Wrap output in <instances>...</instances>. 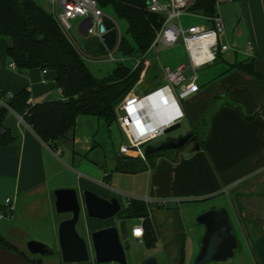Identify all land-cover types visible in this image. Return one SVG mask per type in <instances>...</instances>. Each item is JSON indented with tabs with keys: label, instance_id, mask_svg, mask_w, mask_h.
Wrapping results in <instances>:
<instances>
[{
	"label": "crops",
	"instance_id": "1",
	"mask_svg": "<svg viewBox=\"0 0 264 264\" xmlns=\"http://www.w3.org/2000/svg\"><path fill=\"white\" fill-rule=\"evenodd\" d=\"M217 13L223 22L222 41L229 42L233 49L218 56L212 64L213 75L198 77L199 91L182 105L184 117L193 128L216 108L206 126L208 136L204 137L205 132L199 137L202 127L196 131L199 144V138H204L198 150L191 151V146H186L177 152H159L154 156L153 167L136 173L113 171L114 163L109 170L108 167L99 170L92 167L89 159L93 148L103 142L96 131L92 133L87 127L76 134L75 130L57 148H50L18 114L8 112L4 124L10 128L15 140L0 145V181L8 188L6 197L12 199L13 210L5 217L8 222L0 233L19 251L20 245L26 246L29 240H36L53 250L51 256H37L44 264L59 258L57 230L59 222L65 218L58 219V213H55L54 190L57 188H75L80 197L85 190H90L105 199L114 196L122 201L128 198L144 200L159 230L158 221L168 216L165 197L180 203L219 194H226L228 198L235 194L263 197V193L258 192L264 190V81L229 68L235 62L253 60L255 71L264 73V0H220ZM183 17L189 24L204 22L196 16ZM3 41L0 47V105L9 100L8 94L14 95L25 86L30 88L31 102L57 98L59 89L54 72L12 67L6 54L10 40L6 37ZM248 41L252 46L251 54L245 51ZM82 117L92 119L97 126L101 123L93 116L80 115L76 127ZM116 127L122 133L118 125ZM191 131L180 132L177 137ZM70 140L71 150L65 151L64 144ZM141 150L143 152V148ZM130 155L146 161L144 154V158L137 152ZM2 206L5 208L4 204ZM199 210L198 205L191 208L195 216L202 212ZM81 215L84 224L80 234L89 242L92 231L108 226L120 229L117 224L90 226L87 224L90 217L84 207ZM134 221L127 222L129 240L142 243L141 239L130 236ZM179 225L175 240L180 245L183 234L187 241L180 217ZM193 232V236L202 237L204 229L196 226ZM190 245V251L198 252L199 243L195 239Z\"/></svg>",
	"mask_w": 264,
	"mask_h": 264
},
{
	"label": "trees",
	"instance_id": "2",
	"mask_svg": "<svg viewBox=\"0 0 264 264\" xmlns=\"http://www.w3.org/2000/svg\"><path fill=\"white\" fill-rule=\"evenodd\" d=\"M219 2L220 0H193L190 10L212 16L217 13ZM97 3L102 9L112 7L117 16L127 22L126 36H121L117 50L123 55L135 53L140 58L143 57L151 46L156 31L161 27L164 16L148 11L146 0H97ZM1 36L10 40L6 54L16 68L53 71L60 94L57 98L31 102L30 88L25 86L5 104H1L0 145H8L15 140L10 128L4 124L10 110L18 114L50 148H57L59 143L73 135L80 115L93 116L110 127L116 122L118 105L140 77V63L135 68L118 63L106 76H94L82 55L61 30L52 12L34 0H0ZM94 41L98 43L96 51L104 54L105 48L97 39ZM230 69L244 71L254 79L264 81V73L255 71L253 60L235 62ZM215 112L216 108H212L208 113L207 126ZM201 124L206 125L205 119ZM192 133L196 134V131ZM199 139L202 145L204 138ZM158 154L159 152L147 155L146 161L126 155L123 157L125 160L116 162L112 170L129 173L146 170L154 166V156ZM238 195L236 194V201ZM118 199L121 208L116 216L121 219L120 231L125 235L124 239L128 237L127 222L140 220L143 227V245L147 249L155 248L159 242V233L147 203L137 198H128L125 201ZM0 247L22 255L33 264H44L39 258L34 260L27 257L1 233ZM176 264H185L184 234Z\"/></svg>",
	"mask_w": 264,
	"mask_h": 264
},
{
	"label": "rangeland",
	"instance_id": "3",
	"mask_svg": "<svg viewBox=\"0 0 264 264\" xmlns=\"http://www.w3.org/2000/svg\"><path fill=\"white\" fill-rule=\"evenodd\" d=\"M34 1L44 9L51 11L52 7L50 5L49 0H34ZM103 12L108 17L115 19L120 29L121 35L126 36L127 22L125 21V19L119 18L115 13L114 9L110 6L103 8ZM80 19L81 18L70 20L71 23L70 34L72 35L76 43H78L79 47L86 54V57L84 56L82 57L87 67L94 76L98 78L106 76L118 63H122L126 66L132 67L135 65L137 59H141L140 77L132 89L133 92L135 93L147 92L155 88L157 85L163 83L162 75L159 69V63L161 65H168L173 67L179 62H185V59L187 58L186 52L181 43H177L174 46H166L160 43L155 47L153 51L147 54L145 59L140 58V56L136 55L135 53L129 55H123L119 50L116 49L113 51V56L115 60L113 61L109 60L107 59V57L106 58L104 57V55L107 53L106 50L104 54L96 51V48L98 47V43L94 41L96 39L95 37L93 36H89V37L86 36L85 38L81 37V35L77 30V25L80 22ZM186 21H187L186 18L182 17V22L184 25L189 24V22L187 23ZM190 22L196 23L197 21L191 20ZM5 38L6 37L4 36L0 37V47L4 44L3 40H5ZM220 41H222L221 36H220ZM212 67L213 65L209 64L207 66L200 68L198 70V75L199 77H201L200 79H202L204 75L206 76L213 75L214 71H212L211 69ZM187 99L188 98L181 100L180 101L181 105H183V101L185 102ZM82 118L83 119H80L79 121L80 123H78V126L75 129L76 134H78L80 129L85 131L87 130L88 127V130L89 129L92 130L93 131L92 133L96 131V133H98V137L103 140V142L101 143L103 144V146H100L101 144L95 146L91 151V154L89 155V159H91L92 162L91 163L92 167L95 166L99 170L100 169L103 170L106 167H108L107 169L109 170L111 165H113V163L115 164L116 162L124 161L125 159L123 157H125L126 155L120 154L117 150L120 144L128 145V142L124 137V135L120 133V131L116 127L117 123L114 122L110 127H107L103 122H101L97 126L95 122L92 121V119H89L88 117H82ZM205 123L206 125L199 124L197 127L193 128L192 124H190L189 122V119L187 117H184L180 120L179 128L169 132L166 135H162L158 137L152 142H157L159 140L166 139L167 136L176 138L180 132H185L187 130L197 131V129H200V127H202L203 130L200 133L199 137H202L206 132L205 130L208 123V118H205ZM96 126L98 130H96ZM71 142H72L71 140L66 141V143L64 144L65 151L69 149L71 150L70 148ZM130 157L136 158L137 156L130 155ZM258 193L262 194L264 193V190L263 192L261 191ZM7 194H8V188L6 187L5 182L0 181V211H2V208H4L2 205L4 204V199ZM164 200H165L164 207L168 211L167 212L168 216L158 221L160 225V230L157 228L159 233V242L155 248L147 249L143 245V243L136 242L133 239L129 240V237H127V239H124L121 236V240L123 243L126 260L128 264L138 263L147 257H154L157 260V264H176L180 256V245L178 244L179 243L178 240H177L178 243L175 240L180 226L179 217L181 218L184 231L187 234V241L185 242V264H195L194 259L196 257L197 252H195V250L190 251V247H191L190 241L192 243V239H195L196 243H199L200 246V242L198 241H200L201 237L197 238L196 235L193 236L194 234L193 228L197 226L202 229L203 227L202 225L196 223L195 221L196 216L194 214V211H191V208L197 205L200 206L201 210L199 211L202 212L212 208L219 209L220 207H225V209L227 210L230 216L237 237V248L232 257L222 262H211L209 264H259L252 245V241L259 232V228L251 213L248 210L238 206L236 201V194L231 196L230 198H228L226 194H219L214 197L209 196L207 198L201 199L200 201H193V202L180 203L179 201L168 197H165ZM68 215L56 214L58 219L66 218ZM7 222H8L7 218L0 219V230L5 224H7ZM135 222H138V220L132 223ZM120 223H121V219H119L116 215L114 217H110L107 219L90 218L89 221H87V224H89L90 226H102V225L105 226L110 224H117L120 226ZM83 224H84L83 217L80 214L79 220L76 224V228L79 234L81 233ZM126 229L128 231V227ZM118 230L121 234L120 229ZM19 248L30 259L35 260L39 258L37 257L39 255L31 254L25 245H20ZM52 254L44 255V256H51ZM90 254L91 257L88 264H98L94 259L92 249H90ZM46 262L48 264H64L61 260L60 253H59V258L56 259L55 261H46ZM103 264H119V263L109 262Z\"/></svg>",
	"mask_w": 264,
	"mask_h": 264
},
{
	"label": "built area",
	"instance_id": "4",
	"mask_svg": "<svg viewBox=\"0 0 264 264\" xmlns=\"http://www.w3.org/2000/svg\"><path fill=\"white\" fill-rule=\"evenodd\" d=\"M49 2L52 7L51 12L61 30L82 56L86 57V54L70 34V20L76 18H81L77 25L81 37H95L107 51L104 57L115 60L113 51L118 48L122 35L115 19L103 12L97 0H49ZM192 3L193 0H146L147 10L162 14L164 21L156 31L151 46L141 58L145 59L147 54L160 43L166 46L181 43L187 58L185 62L174 67L159 63L162 84L142 93H135L132 88L122 99L117 107L116 123L128 145L120 144L118 148L120 154L129 155L137 152L144 158L142 145L164 135L167 128L180 122L184 117L180 101L199 91L198 70L213 64L219 55L233 49V45L229 42L220 41V36L224 32L220 15L216 13L205 16L194 12L190 10ZM183 16L200 17L204 22L184 25ZM104 18H108L117 30V42L112 50H107L101 39L102 32L99 27L103 24ZM245 51L248 54L252 53L249 41ZM140 61L141 59H137L133 68ZM11 66L15 67L14 63H11ZM8 97L11 99L13 95L8 94ZM4 205L5 211H0V219L9 216L13 210L10 197L5 198ZM130 236L142 239L143 227L140 220L132 224Z\"/></svg>",
	"mask_w": 264,
	"mask_h": 264
},
{
	"label": "water",
	"instance_id": "5",
	"mask_svg": "<svg viewBox=\"0 0 264 264\" xmlns=\"http://www.w3.org/2000/svg\"><path fill=\"white\" fill-rule=\"evenodd\" d=\"M101 39L107 50H112L117 42V30L108 18L103 19L99 27ZM180 127V122L175 123L164 131V135ZM191 144V151L198 150L200 144L196 134L186 133L177 139L167 138L157 142H149L142 145L145 156L156 152L171 149H183V146ZM55 211L58 214L70 216L61 220L58 224V245L61 260L64 264L85 263L90 260V249L93 251L96 263L103 264L116 262L128 264L121 240L125 235L120 234L116 226H108L90 233V242L79 234L76 224L81 210L84 207L90 218L107 219L114 217L121 208L117 197L105 199L90 190L83 192L80 197L75 188H57L54 190ZM240 206L248 210L254 217L259 232L252 241L253 249L259 264H264V197L257 194L237 196ZM197 224L202 225L204 233L200 239L199 250L194 259L195 264H209L222 262L234 255L237 248V237L225 207L209 209L196 216ZM26 248L34 255H50L53 250L48 245L29 240ZM0 264H33L22 255L0 247ZM133 264H157L154 257H147Z\"/></svg>",
	"mask_w": 264,
	"mask_h": 264
},
{
	"label": "flooded vegetation",
	"instance_id": "6",
	"mask_svg": "<svg viewBox=\"0 0 264 264\" xmlns=\"http://www.w3.org/2000/svg\"><path fill=\"white\" fill-rule=\"evenodd\" d=\"M184 135H185V134H184ZM181 136H183V135H181ZM178 137H180V136H178ZM178 137L173 138V139H177ZM191 144H192V143H189V144L183 146V148H185L186 146H191ZM178 150H180V149H171V150H168V151L177 152ZM69 216H70V215H69ZM253 218H254V217H253Z\"/></svg>",
	"mask_w": 264,
	"mask_h": 264
}]
</instances>
